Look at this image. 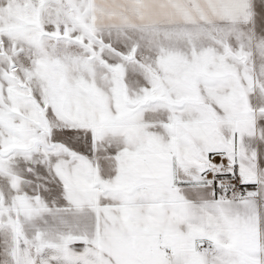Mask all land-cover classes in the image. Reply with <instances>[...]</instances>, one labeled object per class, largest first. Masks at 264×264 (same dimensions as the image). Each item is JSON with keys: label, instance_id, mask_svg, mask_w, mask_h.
Masks as SVG:
<instances>
[{"label": "snow or ice", "instance_id": "1", "mask_svg": "<svg viewBox=\"0 0 264 264\" xmlns=\"http://www.w3.org/2000/svg\"><path fill=\"white\" fill-rule=\"evenodd\" d=\"M0 264H264V0H0Z\"/></svg>", "mask_w": 264, "mask_h": 264}]
</instances>
